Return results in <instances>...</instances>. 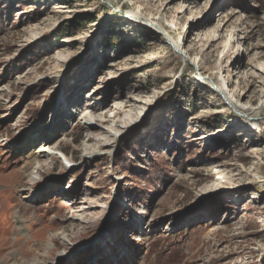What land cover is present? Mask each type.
I'll use <instances>...</instances> for the list:
<instances>
[{
  "label": "rangeland",
  "instance_id": "obj_1",
  "mask_svg": "<svg viewBox=\"0 0 264 264\" xmlns=\"http://www.w3.org/2000/svg\"><path fill=\"white\" fill-rule=\"evenodd\" d=\"M262 55L264 0H0V264H264Z\"/></svg>",
  "mask_w": 264,
  "mask_h": 264
},
{
  "label": "bare ground",
  "instance_id": "obj_2",
  "mask_svg": "<svg viewBox=\"0 0 264 264\" xmlns=\"http://www.w3.org/2000/svg\"><path fill=\"white\" fill-rule=\"evenodd\" d=\"M133 4V3H132ZM162 10H165V6H163L162 7ZM161 10V11H162ZM128 11H131V13L135 16V17H139L140 19H142V20H144V21H146V22H150V23H154L155 24V26H157L158 28H160L161 30H163L164 32H165V30H164V26H163V24L160 22V20L158 21L157 20V18L155 19L153 16H150L149 15V13H147V12H145L144 11V9L143 8H140L139 6H136L135 4H133V6L130 8V9H128ZM151 21H153V22H151ZM224 29L221 31V33L219 34V38L221 39V38H223V37H225L224 36ZM169 38H170V36H169ZM218 40V39H217ZM170 42V41H169ZM213 43L212 42H210V44L209 45H212ZM170 48L172 49V50H175L176 52H178L179 54H183V55H186L187 53H188V51L189 50H184V48H183V45H178L177 44V42H173V44H171L170 45ZM188 55V54H187ZM264 58V55H262V56H260V59H263ZM230 82L228 81V80H225V79H223L222 80V84L225 86V89L226 90H224L223 91V88H222V86L220 85V87L218 88V92L222 95V97L224 98V99H226L227 101H228V103L229 104H232L233 105V107H237L236 106V102H233L232 101V98H230V97H232L235 93H233V94H231V96H229L228 94H229V89L227 90V88H228V84H229ZM223 86V87H224ZM231 93V92H230ZM240 108V107H239ZM247 109H249V111H251V109L250 108H247ZM247 109H246V111H247ZM254 110V109H253ZM94 113V112H93ZM84 115V114H83ZM101 115V114H100ZM92 117V115L91 114H89V115H87V117ZM90 123H92V122H90ZM91 135L92 134H90L89 135V137H88V140H92V137H91ZM86 143V142H85ZM55 155V153L53 152V151H51L50 150V148H49V146L47 145V143L45 142L42 146L40 145L37 149H36V151H31L30 152V155H29V157H28V159H27V162L30 164V163H37L38 164V166H37V168L38 169H40V168H42V162H40V157L41 156H54ZM73 227H75V226H73Z\"/></svg>",
  "mask_w": 264,
  "mask_h": 264
}]
</instances>
